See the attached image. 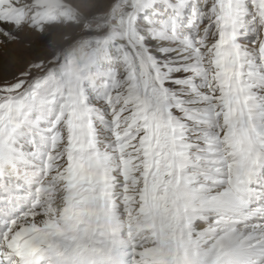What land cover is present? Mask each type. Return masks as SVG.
I'll return each instance as SVG.
<instances>
[{"label": "snow or ice", "instance_id": "snow-or-ice-1", "mask_svg": "<svg viewBox=\"0 0 264 264\" xmlns=\"http://www.w3.org/2000/svg\"><path fill=\"white\" fill-rule=\"evenodd\" d=\"M110 7L81 68L0 0V264H264V0Z\"/></svg>", "mask_w": 264, "mask_h": 264}, {"label": "rangeland", "instance_id": "rangeland-1", "mask_svg": "<svg viewBox=\"0 0 264 264\" xmlns=\"http://www.w3.org/2000/svg\"><path fill=\"white\" fill-rule=\"evenodd\" d=\"M62 5L41 7L42 0H31L38 22L49 29L57 48L77 46L68 53L74 66L81 67L87 55L98 57L105 49L112 31L113 0H63ZM45 8V9H44ZM107 30V31H105ZM70 50V49H69ZM82 68V67H81Z\"/></svg>", "mask_w": 264, "mask_h": 264}, {"label": "bare ground", "instance_id": "bare-ground-1", "mask_svg": "<svg viewBox=\"0 0 264 264\" xmlns=\"http://www.w3.org/2000/svg\"><path fill=\"white\" fill-rule=\"evenodd\" d=\"M43 2L41 3V7H44V6H49L51 4H56V5H62L64 3L63 0H42ZM45 9V8H44ZM55 38V37H54ZM56 40H59V38H55ZM54 39V40H55Z\"/></svg>", "mask_w": 264, "mask_h": 264}, {"label": "trees", "instance_id": "trees-1", "mask_svg": "<svg viewBox=\"0 0 264 264\" xmlns=\"http://www.w3.org/2000/svg\"><path fill=\"white\" fill-rule=\"evenodd\" d=\"M76 47H78L77 44H76V46H73V47H71V48H68V53H71V51H74V49H75ZM69 49H70V50H69Z\"/></svg>", "mask_w": 264, "mask_h": 264}]
</instances>
